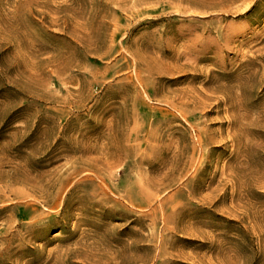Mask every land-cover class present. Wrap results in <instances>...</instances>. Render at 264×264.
I'll list each match as a JSON object with an SVG mask.
<instances>
[{
    "label": "rangeland",
    "instance_id": "1",
    "mask_svg": "<svg viewBox=\"0 0 264 264\" xmlns=\"http://www.w3.org/2000/svg\"><path fill=\"white\" fill-rule=\"evenodd\" d=\"M0 264H264V0H0Z\"/></svg>",
    "mask_w": 264,
    "mask_h": 264
}]
</instances>
